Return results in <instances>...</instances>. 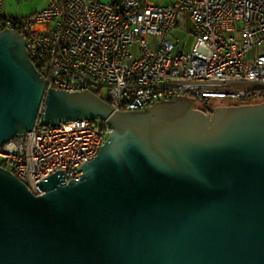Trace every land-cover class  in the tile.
Wrapping results in <instances>:
<instances>
[{"label": "water", "instance_id": "water-1", "mask_svg": "<svg viewBox=\"0 0 264 264\" xmlns=\"http://www.w3.org/2000/svg\"><path fill=\"white\" fill-rule=\"evenodd\" d=\"M196 103L46 94L25 37L1 31L0 148L38 121L112 133L80 180L52 174L40 195L0 165V264H264V102Z\"/></svg>", "mask_w": 264, "mask_h": 264}, {"label": "built area", "instance_id": "built-area-1", "mask_svg": "<svg viewBox=\"0 0 264 264\" xmlns=\"http://www.w3.org/2000/svg\"><path fill=\"white\" fill-rule=\"evenodd\" d=\"M1 29L25 37L46 94L91 91L114 111L180 96L264 102V52L253 53L264 48V0H49L27 19L4 16L0 0ZM177 32L194 37L190 51ZM111 133L101 120L38 121L0 148V165L38 195L52 174L80 180Z\"/></svg>", "mask_w": 264, "mask_h": 264}, {"label": "rangeland", "instance_id": "rangeland-1", "mask_svg": "<svg viewBox=\"0 0 264 264\" xmlns=\"http://www.w3.org/2000/svg\"><path fill=\"white\" fill-rule=\"evenodd\" d=\"M108 2V0H103ZM149 3H157L158 5H169L171 0H148ZM4 3V16L10 18L27 19L38 12L42 11L49 3V0H3ZM188 32L190 30L188 29ZM175 37L182 40V48L190 51L194 44L193 36H184L182 33H174ZM138 44L134 46V54L137 53ZM264 52V48H256L253 53Z\"/></svg>", "mask_w": 264, "mask_h": 264}, {"label": "trees", "instance_id": "trees-1", "mask_svg": "<svg viewBox=\"0 0 264 264\" xmlns=\"http://www.w3.org/2000/svg\"><path fill=\"white\" fill-rule=\"evenodd\" d=\"M229 103L223 102V101H202V100H197L196 107L205 111L209 112L211 108H213L214 105H228ZM243 102H236L234 105H241Z\"/></svg>", "mask_w": 264, "mask_h": 264}, {"label": "bare ground", "instance_id": "bare-ground-1", "mask_svg": "<svg viewBox=\"0 0 264 264\" xmlns=\"http://www.w3.org/2000/svg\"><path fill=\"white\" fill-rule=\"evenodd\" d=\"M3 30H8V29H1L0 32ZM26 45H27V49H28V43H26ZM33 62L35 63V61H33ZM101 99H103V98H101ZM173 99H176V97H164V101L173 100ZM103 100L105 101V99H103ZM154 103H156V102H149V106L153 105ZM241 105H243V104H241ZM215 106H226V105H215ZM119 111H135V109H120ZM0 156H3V149H0ZM40 194H42V193H38V195H40Z\"/></svg>", "mask_w": 264, "mask_h": 264}, {"label": "crops", "instance_id": "crops-1", "mask_svg": "<svg viewBox=\"0 0 264 264\" xmlns=\"http://www.w3.org/2000/svg\"><path fill=\"white\" fill-rule=\"evenodd\" d=\"M172 1V0H171Z\"/></svg>", "mask_w": 264, "mask_h": 264}]
</instances>
